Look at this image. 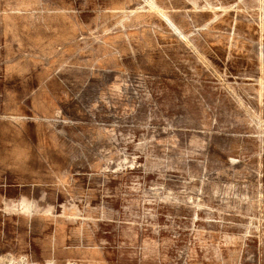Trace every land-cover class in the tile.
I'll list each match as a JSON object with an SVG mask.
<instances>
[{
  "label": "rangeland",
  "instance_id": "374dc122",
  "mask_svg": "<svg viewBox=\"0 0 264 264\" xmlns=\"http://www.w3.org/2000/svg\"><path fill=\"white\" fill-rule=\"evenodd\" d=\"M0 264H264V0H0Z\"/></svg>",
  "mask_w": 264,
  "mask_h": 264
}]
</instances>
